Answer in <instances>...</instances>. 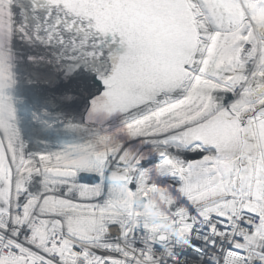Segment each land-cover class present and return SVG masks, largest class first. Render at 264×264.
I'll return each instance as SVG.
<instances>
[{
	"label": "snow or ice",
	"instance_id": "6c2138e0",
	"mask_svg": "<svg viewBox=\"0 0 264 264\" xmlns=\"http://www.w3.org/2000/svg\"><path fill=\"white\" fill-rule=\"evenodd\" d=\"M0 264H264V0H0Z\"/></svg>",
	"mask_w": 264,
	"mask_h": 264
},
{
	"label": "bare ground",
	"instance_id": "6f19581e",
	"mask_svg": "<svg viewBox=\"0 0 264 264\" xmlns=\"http://www.w3.org/2000/svg\"><path fill=\"white\" fill-rule=\"evenodd\" d=\"M49 86H52V85H49Z\"/></svg>",
	"mask_w": 264,
	"mask_h": 264
}]
</instances>
